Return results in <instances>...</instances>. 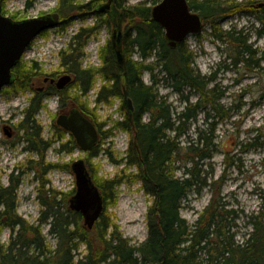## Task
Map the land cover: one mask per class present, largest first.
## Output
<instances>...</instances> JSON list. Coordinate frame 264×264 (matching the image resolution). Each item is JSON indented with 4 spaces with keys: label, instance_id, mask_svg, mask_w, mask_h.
Listing matches in <instances>:
<instances>
[{
    "label": "trees",
    "instance_id": "obj_1",
    "mask_svg": "<svg viewBox=\"0 0 264 264\" xmlns=\"http://www.w3.org/2000/svg\"><path fill=\"white\" fill-rule=\"evenodd\" d=\"M188 1L190 7L204 17L205 23L211 26L220 41L233 45L235 55L230 57L235 64L244 62L245 67L250 70L260 66V62L264 60V49H254L242 31L220 29V24L226 17L249 13L255 15L262 24V28L257 31L258 35H264V8L256 11L252 7L246 8L258 1H249L246 5L242 2H228L226 5L221 0ZM4 2L5 0H1V6L3 14H6ZM159 2L161 0H139L129 4L128 0H115L114 5L116 11L127 14L123 43L127 68L125 80L126 90L135 110L133 125L126 113L125 120L117 122L113 127L129 133L131 141L122 162L126 167H137L140 172L139 180L146 194L153 199L147 211L148 237L140 244L132 245L118 228L113 227L110 216L106 213L109 204L117 198V188L122 185L123 176L100 180L89 169L88 164L93 181L104 200L101 217L92 229H88L82 222V215L68 207L69 202L68 205L65 203L67 210L64 211L61 202L43 201L45 210L36 220L37 225L24 219L18 213V189L23 175L11 173L7 185L2 184L0 179V264H264V189L258 191L261 206L247 216L252 230L242 243L237 242L233 232L234 225L230 222L235 211L228 210L220 198L217 199L218 194L213 196L210 204L192 225L181 216L183 200L191 191L200 192L207 186L215 189L217 184L220 191L222 179L209 185L202 178L205 173L202 167L206 160L212 159L216 148L213 136L216 124H210V136L203 131L197 141H188L187 146L182 145V138L189 131L191 123L198 119L199 111H204L208 106L218 110L219 118L223 117L217 101L225 92L219 91L217 85L210 87L216 80V73L202 75L193 67L195 55L187 46L186 40L175 49L168 46L165 31L152 19V8ZM96 4L93 0L83 4H80V0H59L54 12L59 13L63 19L60 29L64 30L73 15L79 12L83 13L82 17L85 19L84 13L94 12ZM31 5L29 0L27 6ZM12 18L17 20L16 16ZM107 18L102 19L103 23L111 25ZM95 34L97 26L82 27L72 36L67 48L59 51L61 73L74 74L72 84L63 90L51 85L42 94L35 92V99L25 109L22 124L27 131L26 141L33 142L34 149L39 148L41 155L45 154L47 145L52 142L42 140V127L35 117L43 108L45 99L50 96L59 97L61 109L68 108L66 100H70L69 103L96 122L100 140L101 134L102 140L113 135V129L106 132L101 130L107 127V123L98 124L92 118L96 114L88 104L79 101L78 94L73 96L68 92L70 88H79L83 95L88 94L100 75L109 83L101 86L96 95V103L110 104L113 98H118L123 103L121 79L124 71L117 64L111 41H107L100 49L101 67L83 66L84 48ZM136 53L139 55L138 59L133 58ZM155 54L156 60L148 62ZM258 55L260 57L256 58ZM60 71L51 75L56 76ZM146 72L150 74L151 84L143 80ZM13 73L15 81L8 88L16 93L26 89L33 90L31 84L44 76L37 62L26 67L23 59L14 67ZM161 81L186 101L190 100L192 93L184 96L187 89L197 92L200 100L178 111L177 107L167 102V96L160 95L158 85ZM57 131L61 138L68 134L58 126ZM68 144H72L73 148L77 147L72 136L63 145L64 149L69 150ZM99 144L100 141L89 152L88 160L101 153ZM177 164L184 167L186 177L177 175ZM145 172L152 182L145 178ZM44 227H48L47 234L56 240L54 248L50 247L44 236ZM6 228L11 231L8 243L1 240ZM83 244L86 246L85 252H79Z\"/></svg>",
    "mask_w": 264,
    "mask_h": 264
},
{
    "label": "rangeland",
    "instance_id": "obj_2",
    "mask_svg": "<svg viewBox=\"0 0 264 264\" xmlns=\"http://www.w3.org/2000/svg\"><path fill=\"white\" fill-rule=\"evenodd\" d=\"M28 1L5 0L6 15L16 16L17 20L34 18L54 12L59 4V0H31L32 5L28 7ZM138 1L128 0V3L134 4ZM221 1L226 5L228 2L238 4L242 2L246 5L249 1H258L252 4L253 6H246L249 9L252 7L254 11L258 10L260 2V0ZM86 2L88 0H80V4ZM88 12L84 16L85 20L80 16L73 17L64 30L54 28L43 32L29 46L23 57L24 65L29 67L33 62H37L44 75H51L52 72L61 70L57 77L61 76L63 73H61L59 51L67 48L72 36L82 27L97 26V34L90 37L84 48L83 66L101 67L99 52L106 42L110 41L112 24L103 23L102 19L105 20L106 16L93 11ZM261 28L260 21L249 13L230 15L220 24L222 31H242L248 43L257 50L264 49V35L259 36L257 32ZM185 42L195 55L193 67L202 75L209 76L216 73V80L210 87L217 85V89L224 90L225 93L217 101V107L219 106L223 117L219 118L218 110L208 106L204 111H199L198 119L191 123L189 131L182 138V145L187 146L188 141H197L203 131L210 136V124H216L213 131L216 148L212 159L206 160L202 167L205 170L202 178L206 179L209 185L215 180L222 179L220 191H218L219 184L215 189L207 186L200 192L191 191L183 200L181 216L192 225L210 204L213 196L218 194L217 199L220 198L221 203L228 210L235 211L230 222L234 225L233 232L237 242L242 243L252 230L247 216L261 206L262 201L258 197V191L264 189V60L260 62L259 67L252 70L245 67L244 62L235 64L234 59L230 57L235 55L233 45L220 41L208 24L201 33L188 36ZM155 56L156 54L148 62L156 60ZM259 57L260 55L256 58ZM133 58L138 59L139 55L136 53ZM43 79L40 77L32 88L34 90L43 88ZM143 80L151 84L148 72L143 75ZM95 83L93 89L86 95H83L79 88L68 91L73 96L78 94L79 101L88 104L90 110L96 114L92 118L96 119L98 124L107 123V127L101 129L103 132L113 129V135L106 139L102 140L101 134L99 145L102 151L97 157L89 160L87 158L89 152H83L78 146L73 148L72 144H68L69 150L58 153V148L67 144L71 136L67 134L61 138L58 134L56 120L62 106L57 96L46 98L43 108L35 117L42 127V140L52 142L51 148L41 156L38 153H23L22 148L27 144L24 140L27 131H24L26 128L22 124L25 117L23 113L34 91L26 89L25 92L16 93L8 87L3 89L0 94V121L12 122L17 129V135L14 141H8L2 132V122L0 123V179L2 184L7 185L11 172L14 171V175H18L24 170L18 189V213L24 219L36 223L45 210L43 201L61 202L62 209L67 210L65 203L68 205L76 189V178L71 168L75 161L85 160L87 166L88 164L90 166L88 168L100 180L123 176L122 185L117 188V198L109 204L106 213L110 216L113 227L118 228L132 245H138L148 237L147 211L153 199L146 194L139 180L140 172L137 167L129 168L125 166L124 161L122 162L131 141L128 132L113 127L126 118V112L122 109V100L113 98L110 104H97V93L102 85L109 82L98 75ZM158 88L160 95L167 96V102L177 107L178 111L200 100V95L194 90H185L184 96L192 92L190 100L186 101L181 95L173 92L167 83L161 81ZM72 107L74 104L70 103L68 109ZM30 158L35 159L31 164L33 171L27 167ZM177 167V175L185 176L184 167L180 164H177ZM48 190L51 192L49 193ZM43 230L48 244L54 248L56 240L47 234L48 227H44ZM10 235V229L6 228L1 235L2 242L8 243ZM85 247L83 244L79 252H85Z\"/></svg>",
    "mask_w": 264,
    "mask_h": 264
},
{
    "label": "water",
    "instance_id": "obj_3",
    "mask_svg": "<svg viewBox=\"0 0 264 264\" xmlns=\"http://www.w3.org/2000/svg\"><path fill=\"white\" fill-rule=\"evenodd\" d=\"M96 12L107 14L108 21H113L111 45L119 66L125 68L121 47L124 40L123 24L127 21L126 13L117 18L112 11L111 2L99 6ZM152 17L165 31L167 44L172 49L184 42L188 36L201 33L205 26L204 17L193 10L187 0H163L159 6L153 8ZM60 23L58 13L15 20L3 14L0 0V94L14 82L13 68L23 58L32 41L42 32ZM70 81V76H63L57 85L62 88ZM121 83L125 89L124 78ZM123 97L122 108L126 110L128 120L133 125V103L126 90L123 91ZM56 124L74 137L83 152H90L99 143L98 128L78 107H72L67 114H60ZM71 168L76 178L77 190L69 200L70 209L80 213L85 226L92 229L103 212L102 195L92 180L85 160L75 161Z\"/></svg>",
    "mask_w": 264,
    "mask_h": 264
},
{
    "label": "flooded vegetation",
    "instance_id": "obj_4",
    "mask_svg": "<svg viewBox=\"0 0 264 264\" xmlns=\"http://www.w3.org/2000/svg\"><path fill=\"white\" fill-rule=\"evenodd\" d=\"M88 1H90V0H88ZM93 1H95L97 4H96V8L100 5V4H103L104 2H108L109 0H93ZM113 4L115 5V0H113ZM253 6V5H252ZM96 8L94 9V13L96 12ZM258 8H264V0H260V2H259V5H258ZM50 13H53V12H50ZM48 14V13H47ZM84 14H86V13H84ZM101 14V13H100ZM44 15H46V14H44ZM82 15H83V13L82 12H79L78 14H75V15H73V17H76V16H80V17H82ZM104 16H106V17H108V15L107 14H103ZM61 17V16H60ZM82 19L83 20H85L83 17H82ZM64 22H63V19L61 18V23H60V25H59V27H57V28H61V25L63 24ZM87 27V26H86ZM84 28V27H83ZM77 33V32H76ZM26 54V53H25ZM24 54V55H25ZM24 57V56H23ZM23 59V58H22ZM53 73H55V72H52L51 74H53ZM59 74H57L56 76H53V75H48V74H46V75H44V76H42V78H44L43 79V81H42V83H43V88L41 87V88H37V90H35L34 92H39V93H43L44 92V90H48L49 88H50V86L51 85H53L54 87H56L58 90H63V89H66L70 84H72V82H73V79L75 78V75L74 74H62L61 76H59V77H57ZM64 75H71V76H73L74 78L72 79V81L70 82V83H68L64 88H62V89H59L58 88V86H57V82H58V80L62 77V76H64ZM41 77V76H40ZM39 77V78H40ZM38 81V80H37ZM35 83V82H34ZM34 83H32L31 84V87L33 86V84ZM45 88V89H44ZM72 88H70L69 90H71ZM34 90V89H33ZM32 90V91H33ZM26 91V90H25ZM24 91V92H25ZM45 91V92H46ZM32 93V97L29 99V102H28V105L27 106H29L30 104H31V102H33L32 101V99L34 98V96H35V93ZM58 97V96H57ZM48 98V97H47ZM59 98V97H58ZM35 99V98H34ZM59 101H60V99H59ZM70 102V100H66V105L67 104H70L69 103ZM65 104V103H64ZM65 105V106H66ZM69 108V107H68ZM68 108H65V109H60L59 111H58V115H60V114H67V112H69V110L70 109H68ZM23 114H25V110H24V113ZM25 118V117H24ZM58 118V117H57ZM24 120V119H23ZM2 121H0V123H1ZM3 126H2V132H3V134H4V136L6 137V138H8V141H14V139H15V136L17 135V129L15 128V126H14V124H12V122H10V121H3L2 123H1ZM56 126H58L57 124H56ZM59 127V126H58ZM59 128H61V127H59ZM62 129V128H61ZM26 129H24V131H25ZM63 130V129H62ZM65 131V130H64ZM68 133V135H70V136H72L69 132H67ZM73 137V136H72ZM74 138V137H73ZM24 140L26 141V138H24ZM75 140V139H74ZM25 141H23V143H25ZM27 142V141H26ZM46 142H48V141H46ZM34 143L33 142H27V144L22 148V151H23V153H30V154H39L40 156H41V152H40V150H39V148L38 149H34ZM51 144L49 145H47V148H46V151H45V153L51 148ZM66 151V149H64V147H63V145H61L59 148H58V153H63V152H65ZM2 152V151H1ZM35 162V159L34 158H30V160H29V162H28V165H27V167H28V169L29 170H31V171H33L32 169H31V164L32 163H34ZM50 166V165H49ZM12 173H14V171L12 172ZM28 173V172H27ZM26 173V174H27ZM19 174H21V175H23L24 174V170L21 172V173H19ZM10 181V177L8 178V182ZM69 207H70V204H69ZM83 223H84V220L82 221Z\"/></svg>",
    "mask_w": 264,
    "mask_h": 264
},
{
    "label": "bare ground",
    "instance_id": "obj_5",
    "mask_svg": "<svg viewBox=\"0 0 264 264\" xmlns=\"http://www.w3.org/2000/svg\"><path fill=\"white\" fill-rule=\"evenodd\" d=\"M163 0H161V2H162ZM188 1V0H187ZM111 2V6H112V11H114V13H115V16L118 18L120 15H122V14H125L126 12H120V11H116L115 10V6H114V4H113V0H109L108 2H104L103 4H108V3H110ZM161 2H159L157 5H155L154 7H157V6H159V4L161 3ZM103 4H100L99 6H101V5H103ZM188 4H189V1H188ZM98 6V7H99ZM190 6V5H189ZM97 7V8H98ZM153 7V8H154ZM96 8V9H97ZM153 8H152V10H153ZM54 13H57V12H53V13H48V14H54ZM48 14H46V15H48ZM59 14V13H58ZM6 15V14H5ZM60 15V14H59ZM127 15V14H126ZM41 16H45V15H41ZM41 16H38V17H41ZM11 17V16H10ZM108 18H109V16H108ZM152 19H153V17H152ZM154 20V19H153ZM60 22H61V17H60ZM127 22V21H126ZM126 22L123 24V29H124V39H125V28H126ZM157 22V21H156ZM110 23L113 25V21L111 20L110 21ZM60 25V24H59ZM59 25L58 26H56V27H54V28H57V27H59ZM54 28H51V29H54ZM51 29H48V30H51ZM112 29H113V27H112ZM48 30H46V31H48ZM45 32V31H44ZM43 33V32H42ZM166 36V35H165ZM39 37V36H38ZM166 38V37H165ZM187 39V38H186ZM34 41V40H33ZM32 41V42H33ZM110 41H111V38H110ZM123 43H124V40H123ZM31 45V44H30ZM179 45V44H178ZM28 51V50H27ZM115 53V52H114ZM116 55V54H115ZM121 55L123 56V58H124V64H125V68H122V70L124 71L123 72V75H122V79L124 78H126V76H124V74H125V71H126V75H127V68H126V56H125V54H124V50H123V44H122V47H121ZM22 60V59H21ZM20 60V61H21ZM116 60H117V56H116ZM117 64H118V61H117ZM119 65V64H118ZM17 66V65H16ZM14 69V68H13ZM14 74V73H13ZM64 76H70L71 77V81H72V79L74 78L73 76H71V75H64ZM63 77V76H62ZM14 81H15V74H14ZM70 81V82H71ZM70 82H68V83H70ZM14 83V82H13ZM12 83V84H13ZM67 83V84H68ZM11 84V85H12ZM66 84V85H67ZM10 85V86H11ZM65 85V86H66ZM10 86H8V87H10ZM58 86V85H57ZM64 86V87H65ZM64 87H62V88H64ZM59 88V87H58ZM62 88H59V89H62ZM124 90H126V87H125V89H123V91ZM3 91V90H2ZM127 91V90H126ZM124 98V97H123ZM132 100V99H131ZM132 103H133V101H132ZM133 109H134V105H133ZM125 110V109H124ZM135 110V109H134ZM134 110H133V115H134ZM126 111V110H125ZM127 113V112H126ZM89 173H90V171H89ZM90 175H91V173H90ZM91 177H92V175H91ZM145 178L147 179V180H149L150 182H152V180L150 179V177H149V175H148V173L147 172H145ZM92 180H93V178H92ZM94 182V181H93ZM95 184V183H94ZM96 185V184H95ZM98 188V187H97ZM99 189V188H98ZM76 190H77V185H76V189H75V193H76ZM100 191V190H99ZM74 193V194H75ZM101 193V192H100ZM102 195V194H101ZM102 198H103V196H102ZM70 204V203H69ZM103 207H104V200H103ZM104 209V208H103ZM72 210V209H71ZM72 211H74V210H72Z\"/></svg>",
    "mask_w": 264,
    "mask_h": 264
}]
</instances>
